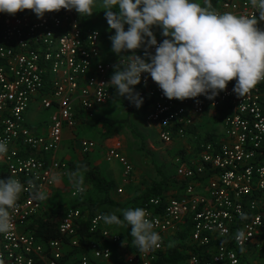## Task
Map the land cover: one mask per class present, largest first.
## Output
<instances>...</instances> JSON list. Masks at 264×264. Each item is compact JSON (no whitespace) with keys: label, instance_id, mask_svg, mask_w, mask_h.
Instances as JSON below:
<instances>
[{"label":"built area","instance_id":"built-area-1","mask_svg":"<svg viewBox=\"0 0 264 264\" xmlns=\"http://www.w3.org/2000/svg\"><path fill=\"white\" fill-rule=\"evenodd\" d=\"M164 1L177 7L180 0ZM75 3L0 0V264L113 260L122 236L104 226L102 213L89 220V232L101 240L87 245L78 207L66 209L56 238L39 239L29 225L67 176L68 161L60 157L65 132L110 102L120 69L165 144L222 116L216 141L201 143L197 159L178 158L175 179L182 184L130 215L141 232L125 263L166 264V241L190 221L184 264H264V0H218L201 20L181 26L193 63L167 81L145 71L138 55L102 60L101 32L85 26ZM34 108L49 112L43 129L40 120L30 122ZM95 148L93 139H79L80 153ZM122 150L115 140L105 159L118 161L129 177L133 165ZM85 190L78 185L72 196Z\"/></svg>","mask_w":264,"mask_h":264},{"label":"rangeland","instance_id":"rangeland-1","mask_svg":"<svg viewBox=\"0 0 264 264\" xmlns=\"http://www.w3.org/2000/svg\"><path fill=\"white\" fill-rule=\"evenodd\" d=\"M149 1L151 0L123 1L134 12V23L127 31L114 20L111 14L112 5L121 2L118 0H88L83 14L84 20L91 27L101 31V49L107 60L117 59L123 54L126 57L138 55L141 57L144 69L153 67L169 69L172 67L169 72H175L178 76H182L189 71L193 63V54L186 47L185 30L178 25L176 27L172 21H166L167 19L165 20L164 18L159 19L154 14H149V10H154L155 8L154 5L149 4ZM184 1L188 2L189 0ZM184 5L185 3L181 4L178 9L172 12L171 18L173 20L182 16L181 11ZM192 12H196V10H192ZM185 16L197 19L196 14L189 12ZM169 29H171L170 34L164 35L163 32ZM158 42L162 48L152 51L151 48ZM130 47L132 49H129ZM109 57L113 58L109 59ZM120 77L122 78V76ZM124 78L125 80L123 81L122 79H117L114 83L117 84V91L113 94L112 99L106 106L100 108L93 117H106L115 121L114 125H91L83 121L73 132L69 133L68 137L64 136V143L67 146L65 149L66 159L74 163V169L68 168L67 176L62 178L60 185L54 189L46 205L47 209L60 203L65 206L70 205L75 200L72 192L78 185H83L86 189L81 198L93 200L102 198L92 188L90 183L82 182V180L76 179L73 176L74 174H72L73 170L80 168L82 165L78 155L79 139L89 137L96 142L95 150L87 155L90 164L96 165L100 174L107 180H113L118 187L116 190L121 189V192L113 190L118 198L130 197L128 200L117 202L121 206L104 205L100 208V210H103L104 226L114 232H118L121 236H126L125 221H130L131 215L130 213H124L122 216L123 203L126 205L127 201L129 203L135 197L142 195L154 182L161 181L163 176H166L170 182L173 181L178 164L177 160L178 158L181 159L180 152L184 151L185 160L197 159L200 151L197 146L199 143L197 138L204 137L207 133H212L217 140L221 136L222 131L221 122L209 117V121H205L201 125L195 136L180 142L163 143L159 138L158 129L147 123L145 119L146 111L138 104L132 88L129 94V101L133 106L131 112L124 103L123 96L126 90L123 85L130 83L128 76L124 75ZM128 118L130 123L121 122ZM29 119L32 124L40 120V128L43 129L45 122L49 119V112L43 111L39 113L34 108L29 113ZM130 126L134 127L142 135L144 142L132 132ZM66 132L69 131L67 130ZM113 139L121 140L123 143L122 152L133 165L134 172L129 177L124 174L123 167L118 161L107 162L105 159V151ZM83 170L81 169V172ZM140 232V229L134 227V236ZM111 261L97 260L94 264H108Z\"/></svg>","mask_w":264,"mask_h":264},{"label":"trees","instance_id":"trees-1","mask_svg":"<svg viewBox=\"0 0 264 264\" xmlns=\"http://www.w3.org/2000/svg\"><path fill=\"white\" fill-rule=\"evenodd\" d=\"M218 0H206V2L203 4V10L206 13H209L212 11L216 5ZM111 14L115 21H117L122 28L129 30V28L133 24L134 19V12L131 8L128 7V5L121 1L119 3H114L111 8ZM123 87L125 88V93L123 96L124 103L128 106L130 112L133 109V106L131 105L129 101V94L131 91V84H124ZM111 92L114 94L117 91V84H114L111 86ZM216 118L214 120L221 121V115H216ZM213 120V121H214ZM85 122L91 124V125H99V124H110L114 125L116 122L112 121L111 119H108L106 117H98V118H85ZM121 122H129L130 119L128 118L125 121ZM131 130L132 132L137 135L143 142L142 135L132 126ZM199 128H194L192 130L193 135L195 136L198 132ZM198 150H200V145L203 142L206 141H216L215 136L212 133H207L204 137H198ZM184 151L180 152V156L182 160H185ZM88 154H83V163L80 168H77L76 170H73L72 174L73 176L78 179L85 182H88L92 185V188L102 196L100 200H93V199H86L81 198V195L73 201L68 206H65L64 204H57L54 205L51 208L46 209L44 214L40 217L38 221L35 223H32L29 225L30 230L33 232V234L42 240H48L51 238H56L58 236V228L62 221V218L65 214L66 209L69 206L78 207L82 210L85 217L83 218L82 224L84 227V230L81 233L82 238L84 237V244L87 245L91 240H101L100 233H97L96 235L89 232V220L95 213H102L103 210H100V208L104 205H112V206H121L119 203L114 201L111 198V192L115 188L116 183L111 180H107L104 176H102L99 172V168L96 165L90 164V161L87 157ZM69 168L74 169V163L68 162ZM81 169H84L81 172ZM75 172V173H74ZM81 172V173H80ZM169 179L166 176H163L162 180L159 182H154L149 188L146 189V191L138 196L135 197L133 200H131L129 203L124 205L123 213H132L133 211L139 209L141 205L143 204V201L147 198L155 195H161L166 192L173 190L174 187L181 185V182H178L175 178L173 181L169 183ZM175 182V183H174ZM126 223V236H122L121 243L114 244L113 247V260L109 262L108 264H126L125 263V255L129 251L131 244L130 242L134 238V225L130 223V221H125ZM191 227V222L188 221L186 223V227L177 233L175 236H173L169 241H166L167 245V253L166 256L162 258L163 262L166 264H184L189 257V249H192V246L188 243V235L189 230ZM85 250V249H82Z\"/></svg>","mask_w":264,"mask_h":264},{"label":"crops","instance_id":"crops-1","mask_svg":"<svg viewBox=\"0 0 264 264\" xmlns=\"http://www.w3.org/2000/svg\"><path fill=\"white\" fill-rule=\"evenodd\" d=\"M118 1H124V0H118ZM87 2H88V0H76V6L79 8L78 10H79V13H80V15H81V17L83 18V23L85 24V26L87 27V28H91V29H93V27H91L90 25H88L87 24V22L84 20V16H83V14H84V11H85V9H86V7H87ZM206 2V0H189L188 2L186 1H184V0H180L179 1V5L177 6V7H171L170 5H168V3L166 2V1H164V0H162V1H154V0H151V1H149V4L150 5H154L155 6V8H154V10H149V14H154L155 16H156V18H159V19H162V18H164L166 21H172L173 23H175V26L177 27V25L178 26H184L185 24H186V22L187 21H189V20H201L205 15H206V12L203 10V4ZM183 3H185V5L184 6H182L183 7V9H182V11H181V17L180 18H177V19H174L173 20V18H171L172 17V12L173 11H175L176 9H178V7L181 5V4H183ZM192 10H196V12H192ZM187 12H189V13H192V14H196L197 15V19H192V18H189L188 16H185V14L187 13ZM133 23H134V21H133ZM95 29V28H94ZM176 29V28H175ZM171 29H169V30H165L163 33H164V35L166 34H170V31ZM100 31V30H99ZM101 32V31H100ZM101 36H102V33H101ZM131 41V40H130ZM185 42H186V39H185ZM159 43V42H158ZM135 45V44H134ZM133 45V46H134ZM100 46H101V38H100ZM186 47H187V44H186ZM135 48V47H134ZM162 48V46L159 48V49H161ZM129 49H132L131 47L129 48ZM133 51V50H132ZM129 52V51H128ZM108 57V56H107ZM121 57H126V55L125 54H123V55H121V56H119L117 59H115V58H113V57H109V59H111V58H113V59H111V60H107L106 59V56L104 55V52H103V50H102V55H101V59L102 60H105V61H118V60H120V58ZM144 68V67H143ZM172 67H170L169 69H162V68H160V67H153V68H151V69H144L145 71H147V72H149V73H151L152 75H153V77L156 79V80H158V81H167V80H169V79H171V78H173V77H176V76H178V74H176L175 72L174 73H172V72H169V70L171 69ZM124 75H126V72L123 70V69H120V70H117V72H116V74H115V77H114V83L117 81V79L119 78V79H122V81L123 80H125V78H124ZM120 76H122V78L120 77ZM68 135H69V132H66L65 133V135L64 136H66V137H68ZM84 138H89V137H84ZM81 139V138H80ZM91 139V138H90ZM115 140H120V139H113L112 141H111V143L109 144V145H111L112 144V142H114ZM176 142H180V141H176ZM108 145V146H109ZM107 146V147H108ZM67 148V146L65 145V143L63 142V145H62V148H61V150H60V157H62L63 159H65V160H68V159H66V153H65V149ZM79 161H81L82 163H83V154L82 153H80V151H79ZM65 157V158H64ZM88 160H89V158H88ZM90 161V160H89ZM69 162V161H68ZM108 162V161H107ZM61 179H59L58 181H57V184H56V188L60 185V183H61ZM111 181H113V180H111ZM118 187L117 186H115V188L113 189V190H116ZM113 190H112V192H111V198L114 200V201H116V202H120L121 200H128L130 197L129 196H126V197H123V198H118L117 197V195L116 194H114V192H113ZM116 191H118V190H116ZM130 201V200H129ZM127 203H128V201H127ZM124 206V203H123V205H122V207ZM130 214H132V213H130ZM131 223V222H130ZM134 230V229H133Z\"/></svg>","mask_w":264,"mask_h":264}]
</instances>
